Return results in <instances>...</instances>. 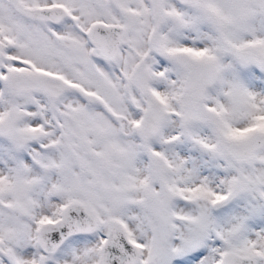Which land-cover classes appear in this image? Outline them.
<instances>
[{"label": "snow or ice", "instance_id": "1", "mask_svg": "<svg viewBox=\"0 0 264 264\" xmlns=\"http://www.w3.org/2000/svg\"><path fill=\"white\" fill-rule=\"evenodd\" d=\"M0 264H264V0H0Z\"/></svg>", "mask_w": 264, "mask_h": 264}]
</instances>
